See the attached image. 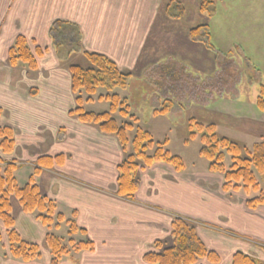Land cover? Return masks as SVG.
<instances>
[{
  "label": "crops",
  "instance_id": "obj_1",
  "mask_svg": "<svg viewBox=\"0 0 264 264\" xmlns=\"http://www.w3.org/2000/svg\"><path fill=\"white\" fill-rule=\"evenodd\" d=\"M168 1L156 0L154 2L155 17L166 10L162 8H164L163 4ZM177 1L183 6L182 0ZM132 2L133 0H0V107L7 110L11 121L20 117L21 122L27 124L19 129L17 134L14 133L17 143L19 134L22 133L26 135L28 144V147L24 143H21V147L17 146L18 154L16 156L25 160H34L41 154L49 156L48 166L52 168L39 170L36 174L35 179L39 190L62 208L70 209V206L72 209H77V224L86 230V234H80L82 236L80 239L87 238L94 244L93 250L76 252L77 258H73L70 262L61 260L59 264H149L143 260L144 253L153 250L155 240H170V224L174 215H187L191 212L194 216L202 217L207 222L217 221V224L224 227L220 228V231L211 232L207 228L198 230L195 226L196 232L205 246L220 256L219 263L215 264H230L231 257L235 252L264 259V205L250 210L245 206L242 207L238 201V203H233L232 200H237V193L233 199L229 195L230 193H224L221 189L226 197L213 208L211 206L214 202L213 198H208L209 195L204 198L193 195L195 193L190 194V191L196 192L193 190V184L191 188L189 182H187L189 186L183 185L184 182H181V179L188 181L192 176L195 177L202 172H196L189 168L177 172L165 163L153 165L152 173L143 169L140 172L142 175L138 176L139 188L135 197L131 200L121 199L122 197L116 194L117 166L126 154L121 149L117 138L101 133L94 126L83 124L69 115L68 108L71 103L68 96H73L69 84H67V86L69 85L68 90L64 91L44 85V80L48 77V73H45L49 70L47 66L52 65L53 69L60 68V60L55 59L51 54L48 58L42 59L44 56L42 55L38 57V67L35 71H30L22 64L10 66L7 63V49L17 35L31 38L32 43L36 45L46 37L47 24L54 19H60L59 21L69 20L71 24L75 23L78 26V28L75 27L76 34L78 36L79 33L81 34L78 44L83 49L110 55L121 70H124L123 66H134L139 57L134 48L127 45L122 46L121 49H114L112 52L109 48L103 47L107 40L113 38L111 25L116 24L118 20L121 24L124 19H132L135 15L140 14L142 0L137 3L138 13L132 9L134 7ZM244 2L253 5L250 0H222L219 9L216 6L213 18L221 17L222 20L218 22H221L224 28L230 20L232 25L236 24L241 30L244 27L242 18L245 17L249 19L250 26L254 28L257 26L254 20L256 15H252L251 9L248 10V7L242 8ZM218 3H220L219 0L216 5ZM256 7L259 6L256 5ZM130 26L132 27V21ZM260 26L258 28H261ZM234 31L236 34V30ZM172 34V31L169 32L167 37ZM215 38L218 39L216 35ZM50 39L52 38L50 37ZM123 39L126 41L125 37ZM182 40L183 42L189 40L188 33L183 36ZM245 41L252 48L249 50L245 46L249 51L245 52L242 49L243 56L252 64L254 45L248 42L247 38ZM117 42L119 41L117 40ZM168 42L169 39H167V44ZM236 43L235 45L243 44L239 41ZM124 44L126 43L124 42ZM230 47L232 45L223 50L218 49V53L223 55ZM256 49L259 51L260 47L256 46ZM214 54L217 56L216 53ZM50 57L54 58L52 64L47 63ZM234 58V56L225 59L213 58L215 70L219 68V76L225 65L231 69L236 66ZM231 76L235 75L230 73L229 77ZM39 77H42L43 80L40 81ZM225 77L228 76L225 74ZM29 84H41L43 88L37 91L32 90L33 95L28 96L23 91L17 90L21 87L27 88ZM170 89V85H168L163 92L170 95L172 93ZM233 90L229 106H226L223 111L219 107L221 117L223 114V117L231 120L223 121L228 126L216 125L217 129L224 136L234 139L237 130L233 127L232 120L242 108L241 112L246 115L248 122L250 120L254 123L256 120L257 124L262 126L261 130L257 128L261 135H255V138L264 136V114L259 113L255 107L248 108L247 105L237 104L239 95L235 86ZM219 95L217 105L222 106L224 91L221 90ZM186 97L190 98V95L183 94L181 98ZM234 98H237V101ZM158 105L159 103L150 106L157 107ZM176 109V106L173 105L167 115L177 113ZM181 120H183V125L186 119L182 118ZM5 123L12 125V123ZM30 124L36 128L29 130ZM62 124L65 128L57 133L58 127ZM37 130L42 132L39 133L38 143L34 138V132ZM253 136L254 134L245 130L242 132L241 139L247 143L246 140L249 138L251 141L255 139ZM40 145L41 148L38 149ZM13 153L14 151L3 158L18 159L13 157ZM59 155L62 159H60V163L57 162L60 158L57 157ZM29 174L24 184L27 182ZM162 175L165 178L161 179ZM186 175L187 178L184 177ZM219 186L221 188V181ZM144 195H146V199L142 197ZM259 209L262 210L261 214H254L253 211ZM15 228L24 239L37 242L43 241L46 233L41 224L33 221L29 214L22 212L19 207L15 215ZM226 230L230 232L231 236ZM0 264H49V259L46 256L45 259L40 257L23 262L0 255ZM198 264L213 263L203 259Z\"/></svg>",
  "mask_w": 264,
  "mask_h": 264
},
{
  "label": "rangeland",
  "instance_id": "obj_2",
  "mask_svg": "<svg viewBox=\"0 0 264 264\" xmlns=\"http://www.w3.org/2000/svg\"><path fill=\"white\" fill-rule=\"evenodd\" d=\"M138 1L140 0H133L132 2L134 5L132 9L136 13L139 12L137 10ZM154 2H156V0L154 1L142 0V2L140 3L142 8L139 15L138 14L135 15L134 18L132 19L131 18L124 19L123 21H121V24H119V20H118L116 21V24L111 25V27H113L112 28L113 38L112 40H107V42L103 45V47L109 48L112 52H114V49H118V48L121 49L122 46L125 47L128 45L129 47L134 48L135 51L139 54L138 60L134 66L122 67L125 70V71L123 70L124 72L131 73L129 86L125 90L119 88L114 89L113 92H117L121 96L127 97L129 103L133 105L132 110L139 116V122L137 125L148 130L149 133L152 135L153 140L156 143L158 142L162 143V146L165 150H169L171 153L178 154L179 156H181L185 161V164L187 165L186 168H189L190 170H194L196 172H202L199 173V175H196L195 177L192 176L190 179H188V181L181 179L182 180L181 182H184L183 185L186 184V186L187 185L189 186V184H191V188L193 184L194 186L193 190H195L196 192L190 191L191 192L190 194L195 193L193 195L197 197H201V196L204 197L206 195H209L208 198L210 197L213 198L214 202L212 203L211 206L214 208L219 203L220 200L226 197V194H223L221 192V188L219 186L220 181H222L221 175L218 173L209 174L210 171H208L207 169L208 161L202 155L199 154V151L202 148L201 133L196 130V126L194 125L190 128L189 126L190 124L188 123V120L193 117L202 124H214L215 127L214 130L216 134H218V136H224V134L217 129L216 125L228 126V124H225L223 121L228 122L231 119L223 117V114L221 117L219 112V107L220 110L223 111L226 106H229L230 97L233 96L234 86H235V90L239 95L238 101L237 98H234V100L237 101V104L247 105L248 108L255 107L254 100L258 93V86H259L258 82L259 81L264 82V66L261 65V64L264 65L263 63L264 62V9H263L264 0H250V2L253 5H249L248 3L246 4V2L243 3L242 5L243 9H246L248 7V10L251 9L250 10L251 14L256 15L254 20H255V25L257 26H255L254 28L251 27L250 22H248L249 19L243 17L242 20L244 22V27L241 30L236 26V24L232 25V22L230 20L229 22L226 23L224 28L223 27L224 25H222L221 22H218L219 20H222L221 17L209 18L207 17L206 13L204 14V16H202L198 12L199 0H182L185 12L183 16H181L180 18H175V17L170 18L166 12L168 10H164L163 12L160 13L159 16L156 15L155 17ZM219 2L220 3H218L217 5L218 9L219 6H221L222 0H219ZM165 3H164L165 5L163 4L164 8L162 9H167L166 8L167 2ZM256 5L259 7H256ZM247 16L251 18L249 14H247ZM59 20L54 19L53 21H50L47 24L48 33H46V37L43 40L39 41L36 45L32 43L31 38H26V39L28 41L31 51L35 53V47L37 45L44 51L43 52L44 56L42 57V59L48 58L49 54H51L52 57L60 60V65H61L60 68L53 69L54 67L52 65L47 66L49 70L45 73H48V77H46V79L44 80V85L48 88L56 87L57 89L64 91V90H68L69 85L71 87L70 77L69 75L66 76V74H69L68 66L70 64H78L87 67L89 66V62L82 54L72 50L76 48L75 45L72 44L76 42L75 39L77 34L75 27L78 28V26L75 23L71 24L69 20L61 19L62 22L64 23L62 28L63 33L61 34V36L57 37L56 41L58 42V44L56 45V47L54 46L55 42H53V39H50L51 37L50 31L51 28L53 27L54 22ZM131 21H132V27L130 26ZM205 22L209 24L210 33L212 35V36L210 35L211 43L213 44L215 49H208L206 46L201 44L199 46V43L193 41L190 36H188L190 37L189 40L183 42L182 40L183 36H185L188 33V30H190L191 27L195 26L196 24H202ZM127 25L130 26L131 28L128 27ZM252 25H254V23H252ZM258 26H260L261 28H258ZM234 30H236V34ZM171 31L173 32V34L167 37V34H169V32ZM215 35L216 37H218V39L215 38ZM79 36H81L80 33ZM124 37L126 38V41H124L123 39ZM80 38L81 37H78V39ZM246 38L248 39V42L253 43L254 45V57L252 64L249 63L248 61L245 62L243 56L244 53L242 49L245 52H248L252 48V46L246 43L245 41ZM167 39H169L168 44H167ZM117 40L119 42H117ZM238 41L239 43L243 42V44L235 45L237 44L236 42ZM124 42L126 44H124ZM229 45H232V47L227 48L226 50L228 51L231 50L233 52V56L235 57L234 63L236 64V66L233 67L232 69L229 66H227L224 69V71L227 74L232 73V75L234 74L235 76L234 79L233 76H231L230 78L229 77L222 78L224 80L219 81L220 77H222L223 75L215 77V71H218L219 68H216L215 70L213 58L218 57V59L219 58L225 59L229 54L228 51L223 53V55H220L217 50L218 49L223 50ZM245 46H247L249 50L246 49ZM256 46L260 47L259 51L256 49ZM8 49H7V53H8ZM93 52L99 53L98 51H94V50ZM214 52L217 54V56L214 54ZM100 53L112 59L110 55L104 52H100ZM52 57L48 59L47 63L52 64V59H54ZM37 59L38 56H36V60ZM38 61L39 59L37 60V63ZM257 62H260L261 64ZM7 63H8V58H7ZM245 63L248 64L247 65L248 67L246 66ZM149 70H154V72L156 73L157 78H154L153 80L159 82L158 87L160 88L162 87L161 84L164 81L163 77L165 76V73H167L166 71L169 70L168 72L173 74L172 88L170 89L172 93L168 95L167 93L164 94V92L159 91V93L156 94L157 95L156 97L161 101H163V98L161 96V93H163L162 95L164 96L167 95L170 99H173L175 101L174 106H176L177 108L176 109L177 113H175L176 115L175 114L167 115V113L154 114L153 110L157 107L155 106L152 107L150 105H155L156 104L155 100L158 99L153 98L154 94L151 92L155 88L153 89L151 85V84L154 85V83L152 81V78L149 77ZM216 78H218L219 80ZM39 79L40 81L43 80L42 77L41 78L39 77ZM231 79H233L234 82L233 81L225 82ZM36 81L38 82L37 78ZM215 81H219V82H215ZM29 82L34 83L33 81H29ZM67 84L69 85L67 86ZM215 86L217 87L221 86V88L225 89L224 98L221 103L222 106L217 105L219 102L220 93L219 92L216 93ZM230 87H232L231 91H229ZM42 88L43 86L41 84L39 85L29 84L27 88L21 87L19 89L17 88V90L23 91L28 96V95H33L32 90L37 91ZM103 92L104 90L101 89L99 90L98 93H103ZM183 94L190 95V98L186 97L187 99L186 98L182 99L180 96ZM159 96L161 97L159 98ZM68 100L71 103L68 108V112H69L75 106L74 96L71 95L68 96ZM172 107L169 108V110L172 109ZM87 108L96 111H104L108 109V103H106L105 101H94L93 103L88 105ZM0 109H1L0 126H8L11 129L13 128L12 129L13 133L17 134V132H19V129L27 125L24 122H21L20 117H18L19 119H16L15 121H11L7 110L2 109L1 107ZM241 111L242 108L239 110L238 114L235 115L234 119L232 120L233 127H235V129L237 130V135L234 136V139L232 138V141L234 140L241 147L246 146L248 149H251L252 145L261 138L260 137L257 139L255 138L256 137L255 135L257 136L261 135V133H259V130H257V128L261 130L262 126L258 125L257 124L258 122L256 120H254V123H252L250 120L248 122L246 115H244V113ZM7 118H9L10 121L7 120ZM182 118L186 119L183 125H182L183 120H181ZM66 119L69 120L68 118ZM73 119L76 118L73 116ZM5 122L12 123V125L6 124ZM35 128L36 126L32 127L31 124L28 127L29 130ZM64 128L65 127H63V124L59 126L57 133H59V131L61 129L63 130ZM245 130H248V133L250 134H254L253 138L255 139H253V141H251L249 138L248 140H246L248 142L245 143L241 139L242 132H245ZM191 132H195L196 135L194 137H191L190 136ZM34 133H35L34 134L35 141L36 143H38L39 133L42 132H39V130H37ZM131 136H132V132H129V138ZM15 137L14 140L16 139V145L14 146L13 157H16L18 159L4 158V160L14 161L16 168L13 173L16 178L17 185L19 187L23 186L28 173H30L28 179L30 178V176H32L35 183L38 185L35 179L36 174L34 173L35 172L34 169L36 170L38 169L41 171L43 169L52 168V167L51 166L49 167L48 165L45 166L40 165L42 167L40 169L39 167H37L38 158L43 156L42 154L37 156L34 160L32 159L25 160L17 157L16 156V154H18V151H16L17 146L21 147L22 145L21 143H24L28 147V144L25 138L26 137L25 134L22 133L19 134L20 144H19V140L17 143V137L16 138ZM40 148L41 145L39 146L38 149ZM129 149L130 148L127 149L125 154L129 152ZM155 164L158 163H153L151 166H147L143 169L149 171L148 173H152L153 172L152 168L155 166ZM143 169H141L138 172L137 176L142 175L140 174V172ZM203 171H207L208 173L205 172L203 173ZM184 177L187 178V175ZM163 178H165L164 175H162L161 179ZM187 182H189V184ZM262 188L264 189L263 184H262ZM229 193L228 194L231 195V197L234 199L235 193L234 192H229ZM237 194H238L236 195L237 200L236 199L232 200L233 203L238 201L239 202V203L237 202L238 204H240L242 207L244 206L246 207L245 195L241 193H237ZM145 196L146 195L142 197L146 199ZM93 197L96 198L97 196H93ZM121 199L129 200L126 198H121ZM12 202H13L12 213L15 217L17 213L18 205L14 198ZM56 204H57L56 213L58 212L62 213L65 221L68 219L74 220V222L78 226L76 217L72 215V211L75 210L77 213V209L75 208L72 209L70 206H69L70 209H65L62 208L58 203ZM209 208L210 207H208V210H210ZM261 211L262 210L259 209L258 211L256 210L253 212L254 214H261L260 213ZM216 214L219 213L216 212ZM29 216L33 219V221H37L39 224H41L35 218L34 214H29ZM180 216L190 220L191 223L198 228V230L207 228L209 231L212 232L218 230L220 231L221 230L220 228H224L222 225L217 224V221L215 222L209 221L210 222L209 223L202 217L194 216L192 212L188 213L187 215H180ZM41 226L45 228L44 225L41 224ZM0 229L3 235L2 238L3 245L5 244V247H3L2 251L0 252V255H4V252L6 250V237L4 235V231L1 223H0ZM36 229L37 226L35 227V230ZM67 230H68L67 224L61 223L60 228H52L50 232L65 239L67 238L66 235ZM226 231L229 232L228 230ZM229 235L231 236L230 232ZM80 237L82 236L78 235L76 237V240L80 239ZM26 240L37 243L39 245L41 259H45L46 256L48 259L50 258L49 251L44 243V238L43 241L40 242L31 239H26ZM62 243L66 244L67 242H62ZM77 257L78 254L72 251L71 253H69V255L62 257L61 260L70 262V260ZM253 258L264 264V259H260L257 256Z\"/></svg>",
  "mask_w": 264,
  "mask_h": 264
},
{
  "label": "trees",
  "instance_id": "obj_3",
  "mask_svg": "<svg viewBox=\"0 0 264 264\" xmlns=\"http://www.w3.org/2000/svg\"><path fill=\"white\" fill-rule=\"evenodd\" d=\"M217 2L218 0H199L198 12L202 16L206 13L207 17L212 18ZM183 6L179 1L169 0L166 6L167 15L170 18H180L185 12ZM63 25L62 21H55L51 28L50 35L55 42V47L58 44L57 37L63 33ZM210 35L209 24L206 22L196 24L188 30V36L193 41L208 49H215ZM78 37L76 35V42L72 44L76 48L72 50L82 54L89 62V66L84 67L78 64L68 66L75 104L69 111V115L83 124L95 126L101 133L116 137L123 151L126 152L130 148L117 166L116 194L131 200L138 190L137 174L140 169L151 166L153 163H165L175 171L182 172L187 165L181 156L165 150L162 143H156L153 140L148 130L138 126L139 116L132 110L133 105L129 103L127 97L113 92L114 89L125 90L129 86L131 73L119 69L116 62L108 56L83 49L78 44ZM43 52L37 46L34 53L30 50L26 37L17 35L8 49V63L11 66L22 64L30 71H35L38 67L36 56H42ZM228 53L227 58L233 56L231 50ZM168 71L163 77L161 88L158 87L159 82H156L155 89L151 84L154 89L151 91L154 94L153 98L156 99V94L159 91L163 92L169 83L172 84L173 74ZM150 75L156 76L154 70H149V77ZM258 83V93L254 103L257 110L264 113V83L260 81ZM101 89L104 92L98 93ZM162 94L163 101L158 98L155 100L159 105L153 110L154 114H165L175 104L173 99ZM94 101H105L108 103V109L104 111L88 109L87 106ZM188 123L190 128L194 125L201 133L202 148L199 154L208 161V171L221 175L222 191L245 195V205L249 209L253 210L264 205V189L262 188V184L264 187V136L255 142L251 149H248L246 146L241 147L229 137L218 136L214 130V124H202L193 117L188 120ZM129 132H132L130 138ZM195 135V132L190 133L191 137ZM14 146L13 130L8 126H0V155L11 154ZM60 159L61 157L58 163ZM48 162L49 156H41L38 158L37 167L40 169L41 166L48 165ZM15 168L14 162H6L0 156V223L6 237L4 255L23 262L37 259L41 255L39 245L24 239L15 228V217L12 213L13 198L22 212L34 214L35 218L45 226L44 243L50 255L49 264H59L61 258L72 251H91L94 245L91 240L87 238L76 240L77 235L86 234V230L78 227L74 220L65 221L62 213H56L57 204L41 193L32 176L26 184L19 187L13 173ZM34 171L38 174L39 170L34 169ZM76 214L75 210L72 211L74 217ZM61 223H66L68 226L66 240L50 232L52 228H60ZM2 238L0 229V252L5 247ZM203 259L215 264L219 263L220 256L205 246L196 232L195 225L180 215H174L171 221L170 240H155L153 250L143 255V260L149 264H198ZM230 264L262 263L250 255L235 252Z\"/></svg>",
  "mask_w": 264,
  "mask_h": 264
},
{
  "label": "flooded vegetation",
  "instance_id": "obj_4",
  "mask_svg": "<svg viewBox=\"0 0 264 264\" xmlns=\"http://www.w3.org/2000/svg\"><path fill=\"white\" fill-rule=\"evenodd\" d=\"M215 53V52H214ZM245 58V57H244ZM247 60H245V62H246ZM228 65H225L224 67H223V69H222V74H221V76L222 77H220V80L218 79V78H216V79H218L219 81H222V80H224V79H222V78H227V77H225V74L229 77V74H227L225 71H224V69L227 67ZM217 76H219V72L218 71H215V77H217ZM150 78H152V81H153V83L154 84H156V82L157 81H155V80H153L154 78H157V76H151ZM230 78V77H229ZM233 79H234V77H233ZM233 79H231V80H227V81H225V82H234V80ZM210 81V80H209ZM219 81H215V82H219ZM260 82H262V81H260ZM264 83V82H263ZM168 85H170V88H172V84L171 83H169ZM231 89H232V87H230L229 88V91H231ZM221 90L222 91H224L225 92V89H223V88H221V86L220 87H217V86H215V91H216V93H220L221 92ZM171 93V92H170ZM196 93V92H195ZM164 94H166L165 92H164ZM173 96V95H172ZM180 97H182V95L180 96ZM255 109L257 110V108H256V106H255ZM258 111V110H257ZM259 113H262V112H260V111H258ZM264 114V113H263ZM227 137V136H226ZM10 155V154H9ZM2 158L4 157V156H6V155H0ZM4 159V158H3ZM6 161V160H5ZM12 162H14V161H12ZM141 170V169H140ZM139 170V171H140ZM137 178H138V176H137ZM28 181V180H27ZM27 183V182H26ZM25 183V184H26ZM221 183H222V181H221ZM24 185V184H23ZM138 186H139V180H138ZM222 189V188H221ZM250 210H252V209H250ZM231 261V260H230Z\"/></svg>",
  "mask_w": 264,
  "mask_h": 264
}]
</instances>
